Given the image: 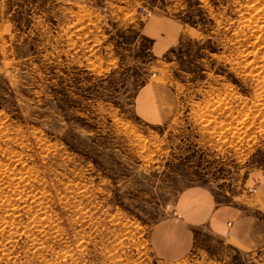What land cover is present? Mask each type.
Returning <instances> with one entry per match:
<instances>
[{
  "label": "rangeland",
  "instance_id": "obj_1",
  "mask_svg": "<svg viewBox=\"0 0 264 264\" xmlns=\"http://www.w3.org/2000/svg\"><path fill=\"white\" fill-rule=\"evenodd\" d=\"M152 82L161 124L138 114ZM263 174L264 0H0V264H264L212 231L181 260L151 244L194 185L264 228Z\"/></svg>",
  "mask_w": 264,
  "mask_h": 264
},
{
  "label": "crops",
  "instance_id": "obj_2",
  "mask_svg": "<svg viewBox=\"0 0 264 264\" xmlns=\"http://www.w3.org/2000/svg\"><path fill=\"white\" fill-rule=\"evenodd\" d=\"M172 19L160 10L143 25V31L154 42L156 52L174 45L178 25ZM172 100L171 91L165 85L148 83L137 96L138 114L143 119H153L161 124L172 117ZM261 178L256 192L264 203V174ZM174 206L176 214L158 221L151 233L153 249L163 259L181 260L195 246L198 230L212 231L241 250L257 249L264 242V228L253 213L243 211L234 202L218 200L202 185L183 189ZM229 221H233L231 225Z\"/></svg>",
  "mask_w": 264,
  "mask_h": 264
},
{
  "label": "built area",
  "instance_id": "obj_3",
  "mask_svg": "<svg viewBox=\"0 0 264 264\" xmlns=\"http://www.w3.org/2000/svg\"><path fill=\"white\" fill-rule=\"evenodd\" d=\"M232 222H233V221H229V225H231Z\"/></svg>",
  "mask_w": 264,
  "mask_h": 264
},
{
  "label": "bare ground",
  "instance_id": "obj_4",
  "mask_svg": "<svg viewBox=\"0 0 264 264\" xmlns=\"http://www.w3.org/2000/svg\"><path fill=\"white\" fill-rule=\"evenodd\" d=\"M10 208V207H9ZM4 224V223H3ZM10 226V225H9Z\"/></svg>",
  "mask_w": 264,
  "mask_h": 264
}]
</instances>
